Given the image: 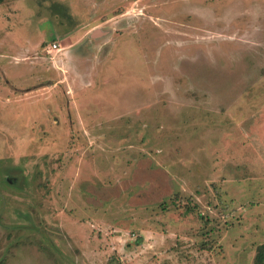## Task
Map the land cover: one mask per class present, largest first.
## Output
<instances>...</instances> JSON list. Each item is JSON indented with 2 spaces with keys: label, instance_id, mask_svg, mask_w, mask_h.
Masks as SVG:
<instances>
[{
  "label": "rangeland",
  "instance_id": "374dc122",
  "mask_svg": "<svg viewBox=\"0 0 264 264\" xmlns=\"http://www.w3.org/2000/svg\"><path fill=\"white\" fill-rule=\"evenodd\" d=\"M262 244L264 0L0 5V264Z\"/></svg>",
  "mask_w": 264,
  "mask_h": 264
},
{
  "label": "trees",
  "instance_id": "16d2710c",
  "mask_svg": "<svg viewBox=\"0 0 264 264\" xmlns=\"http://www.w3.org/2000/svg\"><path fill=\"white\" fill-rule=\"evenodd\" d=\"M6 0H0V5ZM254 264H264V244L257 248Z\"/></svg>",
  "mask_w": 264,
  "mask_h": 264
},
{
  "label": "built area",
  "instance_id": "2783aa9c",
  "mask_svg": "<svg viewBox=\"0 0 264 264\" xmlns=\"http://www.w3.org/2000/svg\"><path fill=\"white\" fill-rule=\"evenodd\" d=\"M52 47H53V49H57L58 48V44H54Z\"/></svg>",
  "mask_w": 264,
  "mask_h": 264
}]
</instances>
